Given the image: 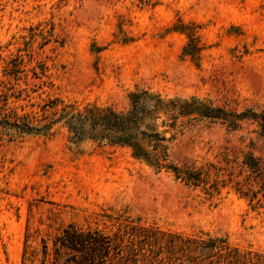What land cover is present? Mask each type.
Masks as SVG:
<instances>
[{
  "label": "rangeland",
  "instance_id": "obj_1",
  "mask_svg": "<svg viewBox=\"0 0 264 264\" xmlns=\"http://www.w3.org/2000/svg\"><path fill=\"white\" fill-rule=\"evenodd\" d=\"M190 39L195 57L186 53ZM136 89L264 111V0H0V107L38 118L57 100L56 109L122 110ZM259 132L247 119L236 130L178 122L169 161L194 166L205 187L125 147L72 145L62 122L48 135L2 136L0 264H39L23 261L25 246L40 251L68 224L113 233L126 220L264 255V207L234 190L244 154L264 164ZM215 180L218 189H206Z\"/></svg>",
  "mask_w": 264,
  "mask_h": 264
},
{
  "label": "trees",
  "instance_id": "obj_2",
  "mask_svg": "<svg viewBox=\"0 0 264 264\" xmlns=\"http://www.w3.org/2000/svg\"><path fill=\"white\" fill-rule=\"evenodd\" d=\"M198 51L196 42L190 39L186 53L195 57ZM127 100L122 110L97 105L81 109L66 105L56 109L57 100L49 106L55 111L41 118L31 113L19 115L14 109H8L4 101L0 107V138L48 135L55 124L62 122L72 145L90 140L125 147L133 158L153 169L171 172L186 184L204 187L208 179L194 166L177 167L169 161V144L178 133V122L180 125L203 120L219 122L236 130L239 122L247 119L257 124L259 136L264 138V111L247 110L237 114L197 99L165 98L148 89L129 92ZM224 158L231 164L226 151ZM233 174L229 171V178ZM242 175L243 179L235 182L234 190L250 203L256 201L252 207H264V164L252 153H246L236 177ZM218 185L219 181L215 180L206 189L217 190ZM41 242L40 251L25 246L23 261L33 262L38 258L39 264H264V255L242 253L222 238L183 236L130 220L113 233L68 224L50 239V245L48 239Z\"/></svg>",
  "mask_w": 264,
  "mask_h": 264
}]
</instances>
